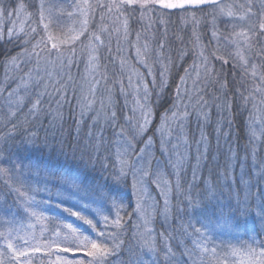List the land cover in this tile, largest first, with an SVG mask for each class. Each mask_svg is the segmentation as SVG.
Segmentation results:
<instances>
[{"label": "snow or ice", "instance_id": "6c2138e0", "mask_svg": "<svg viewBox=\"0 0 264 264\" xmlns=\"http://www.w3.org/2000/svg\"><path fill=\"white\" fill-rule=\"evenodd\" d=\"M97 11L99 22L92 27ZM176 12L182 24L192 25L187 42L182 35L175 36L182 45L177 50L178 58L183 60L190 51L193 59L179 74L173 103L161 114L156 128L159 151L167 157L161 167L155 155V138L145 136L153 122V96L159 99L169 86L173 68L181 66L172 56L168 31L169 19ZM64 17L70 23H64ZM134 19L141 29L132 39ZM204 24L211 33L207 44L200 31ZM5 35L8 42H17L19 51L6 58L4 82L0 83V121L5 127L11 126L9 133L0 135V205L12 197L15 206V210L0 214V264H36L37 259L39 264H113L112 257L124 244L125 216L132 215L137 218L133 225L137 244L128 249L127 264H264V239L249 237L237 246L223 241L217 244L211 236L215 230H235L229 219L231 212L246 216L255 210L264 231V195L252 191L264 184V157L259 155L260 146H264V0H71L66 6H54L50 0H33L32 4L18 0L14 7L0 0V40ZM81 60L85 63L84 83L77 91L72 67ZM104 60H109L114 69L111 83ZM216 61L222 65L231 62L234 71L239 69L241 86L232 90L231 96L229 81L221 77ZM23 65L28 66L27 71ZM116 86L124 99L123 123L114 99ZM209 86L216 93L211 100L203 94ZM234 99L245 108L251 103L249 142L240 167L243 169V161L251 158L252 171L236 190V207L220 209L214 228L204 223L197 227L190 219L179 229L181 238L173 232L156 234L151 224L158 202L150 186L155 185L163 197L159 214L167 221L171 212L169 194L173 191L170 177H174L175 191L184 194L183 175L191 167L192 181L185 195L187 210L199 206L198 201L193 202L191 189L199 179L202 163L208 160L210 140L203 124L210 119L211 105L221 113H230ZM72 100L79 109L77 132L86 118L91 121L88 137L93 171L106 143L103 131L106 127L113 129V170L108 172V164L103 163L99 172L116 188L128 187L130 177L135 201L132 212L107 182H90L79 175L26 165L13 159L12 152L3 146L13 141L21 123L27 125L43 117H50V123L63 121V107ZM21 115L23 121L18 120ZM193 115L201 127L195 142V163L188 141ZM227 123L230 127L231 120ZM96 128L99 130L94 134ZM216 132L218 136L229 135L219 121ZM217 144L219 151V140ZM227 152L218 171L224 181L233 176L237 162L231 144ZM215 190L214 184L206 182L208 199ZM253 199L257 201L255 209L250 203ZM46 222L54 223V230L46 227ZM37 225H41L39 235ZM184 237L191 238V246ZM174 239L179 240L182 252L177 253ZM68 253H83L86 258L76 259Z\"/></svg>", "mask_w": 264, "mask_h": 264}, {"label": "trees", "instance_id": "16d2710c", "mask_svg": "<svg viewBox=\"0 0 264 264\" xmlns=\"http://www.w3.org/2000/svg\"><path fill=\"white\" fill-rule=\"evenodd\" d=\"M52 1L62 4L61 0ZM173 14L179 15L178 12ZM133 23L134 22L132 20L131 26ZM171 36L172 34L169 33L170 38ZM203 38L204 43L207 44L210 38H208L205 34L203 35ZM177 45L178 44H176L175 41H171L172 56L174 59H177V62L181 66L179 68H173L169 86L158 100L152 101L154 109L152 122L153 126L159 122L161 114L164 113V111L173 103L175 85L178 82L179 74H182L183 68L187 67L190 60V51L183 60H179L177 50L180 47H177ZM1 55L2 51L0 50V58ZM215 67L221 73V77H226L229 81V95L231 96L232 90L241 86L239 69L234 71L231 63L222 65L219 61L215 62ZM203 94L211 100L212 96L216 93L215 90L209 86L208 91ZM53 102L55 103V101ZM250 106L251 103H249L247 108H245L242 106V102L239 99H234L231 111L230 113L227 112L229 114L227 115L226 113H221L214 105H211V109L209 110L210 119L206 124H203V131L210 140L208 160L202 163V167L197 173L199 179L194 182V186L191 189L193 202L195 204L198 201L199 206L193 207L191 211L187 210L188 202L185 199V195L188 191L189 182L192 181V169L189 167L182 179L184 194H179L175 191L174 177H170L173 180V203L172 206H170L171 212L168 220L165 221L158 211L156 214L157 218L154 221L156 234H159L160 232H173L176 237L181 238V231H179V229H181L182 223H187L191 219L197 227H199L202 223L212 227L209 222L218 216L220 209L227 210L228 208L236 207V190L241 187V179L246 178L247 174H250L252 171L251 158L243 161L246 165L243 169L240 167V158L245 155L249 142L247 125ZM73 109H75V113L73 112ZM26 110L27 109H25V111ZM63 113V121L57 120L54 123H50V117H43L41 119L31 121L27 125L21 123L13 134V141L8 145L3 146L7 147L9 151L12 152L13 159L18 162H23L26 165H39L48 169H54L58 172L79 175L81 178L90 182H107L117 193V198L121 200L125 206H127V211L132 212L134 202L131 200V194L128 190L129 187L121 185L116 188L111 185L110 180L106 181L105 177L99 172L101 164L103 163L108 164V172H111L113 170L112 165L114 164L113 158L109 156L102 147L99 153L100 159L95 162L96 171H93V161L91 159L93 150L89 147V138L87 139L86 135H83L82 137L78 136V133L85 127L86 123L83 124L79 132H77V125L75 122L77 108L73 103L70 105L65 104L63 107ZM228 119L231 120L230 127L227 123ZM18 120L23 121V116L21 115L18 117ZM218 121L220 122V126L223 130L229 133L227 137L222 134L218 136L216 132ZM16 122L17 121H13V123ZM191 124H193L192 121H190V125ZM25 128H27V131H25ZM10 131L11 126L9 125L5 127L3 121H0V135H5ZM189 131L190 135L194 136L193 138L199 139L200 135L198 133H195L194 135V133H192L193 129L191 126H189ZM30 133H35V135L30 136ZM93 133L95 134V132ZM30 140H34L35 143H30ZM218 140L219 151H217ZM229 144H231L233 151L237 154V162L233 170V176L229 180L224 181L218 176V171L220 166L223 165L225 161V156L229 154L227 152ZM192 154V162H194V157L196 155L195 151ZM259 155L264 157V146H260ZM213 156H216L217 159L213 160ZM171 171L172 170H170V172ZM206 182L216 186L215 194L212 199L207 198V193L205 191ZM252 191L258 195H264V184L253 187ZM241 196H243L242 191ZM250 203L253 206V209L257 207V201L255 199H253ZM8 205H13V207L9 208ZM181 208L186 209V211L181 212ZM13 210H15L13 198L8 197L6 199V203L0 205V214L9 213ZM49 215H51V213H49ZM111 215L113 218L114 212ZM134 217L135 215H132L131 217L125 216V231L121 237L124 240V244L122 246V250L117 255L112 257L113 264H127L128 249L134 248L137 244L135 243L136 241L133 239V236H130L132 230L130 229V226L134 224ZM229 219L232 220L235 229L231 232V234H220L216 230L211 232V236L217 244L223 241L226 244L231 243L240 246V242L248 240L249 237H255L257 240L264 239V231L261 230V220L259 216L255 214V210L250 211L246 216H241L238 212H231L229 213ZM25 223H27V221H25ZM45 226L52 230L55 228V224L52 222H46ZM40 227L41 225L36 226L37 235H39ZM189 231L191 232L192 229L189 228ZM184 240L187 245L191 246L190 238L184 237ZM172 244L177 253L183 251L182 247L179 246L178 239H174ZM208 246L211 247L212 245L209 244ZM67 255L76 259L86 258L83 253H68ZM36 264H39L38 259L36 260Z\"/></svg>", "mask_w": 264, "mask_h": 264}, {"label": "rangeland", "instance_id": "374dc122", "mask_svg": "<svg viewBox=\"0 0 264 264\" xmlns=\"http://www.w3.org/2000/svg\"><path fill=\"white\" fill-rule=\"evenodd\" d=\"M6 1H7L6 2V6H11V7H14L17 4V2H18V0H6ZM25 2L28 3V4H32L33 0H25ZM50 2L54 6H66L67 4L71 3V0H61L62 4L55 3L52 0H50ZM31 10L32 9L29 8V11H31ZM13 19H15V17ZM62 19H63L64 23H66V24L70 23V21H68L66 17H64ZM98 22H99V11H97L96 21H95V23H93L92 27H95L96 23H98ZM133 22L134 23L131 26L132 27L131 28L132 29V39H135V32L137 30L141 29V25L135 19L133 20ZM5 25L6 26H10V25L7 24V21H5ZM221 29H223V24H221ZM168 31H169V33L172 34L170 40L171 41H175V43L178 44L177 47H182V45L178 41L175 40V36L177 34L182 35L184 37V39H185V42H187V40L191 36L192 25L190 23L187 24V25L182 24L181 21H180V14L179 15L172 14L170 19H169V23H168ZM200 31L203 32L205 35H207L208 38H210L211 33L209 31V26L207 24L202 25ZM5 33H6V27H5ZM190 47L191 46L189 45V48ZM113 48H115V41H113ZM0 50L2 51V55H1V58H0V68H1L0 69V83H3L4 82V77H5V61H6V58H8V57H10L12 55H15L19 51V46H18L17 42L14 41V40L11 41V42H8L7 41V36L5 35V39L4 40H0ZM190 54H191V52H190ZM192 59H193V57H192V55H190L191 62L189 60L188 65H190L192 63ZM102 63L108 65L109 83H111L112 75H113V72H114L113 66H112V64L110 63L109 60H104V61H102ZM229 63H231V62H229ZM22 67L24 68V71L28 70V66L23 65ZM84 68H85V63H84L83 60H81V62L78 65L74 64L73 67H72V75L74 76L75 80L78 82L77 91H79V84L84 83V81L82 79V77L84 75ZM17 75H19V74H17ZM101 83L103 85V82H101ZM9 86H12V85H9ZM69 93L71 95V88L69 89ZM114 99H115L116 104H117V110L120 113V123H123L124 121H123V110L122 109H123L124 99H123V97H121L119 95V86H116L115 93H114ZM153 100H158V99L155 96H153L152 101ZM71 103L75 104V107H76L75 100H72ZM54 105H55V103L53 102V106ZM210 109H211V106H210ZM250 109H251V106L249 107V110ZM78 111H79V109L77 108V114H78ZM223 113H226L227 115H229L227 112H223ZM221 115H223V114H221ZM190 121H192V123H193V124L190 125L192 127V129H193L192 133H194V135H195V133H198L200 135V132H201L200 122L197 121V119H196V117L194 115L192 116ZM90 122H91L90 118H86V122H85L86 125H85L84 128H82L83 124L80 126V128H82V129L78 133V136L82 137L83 135H86L87 139L89 138L88 137V131H89L88 125H89ZM159 123H160V120L154 126L152 124L150 125L149 130H148V132H147V134L145 136V139H147L148 136H153L155 138V144H156L155 155L157 157H159L158 163L160 164V166L164 167L166 165V163H167V157L164 156L159 151V139H160V137H159V134L156 132V128L159 125ZM247 129H248V125H247ZM98 130H99L98 128L93 129V132L96 133ZM103 136H104V138L106 140V143L104 144L103 148L106 151V153L113 158V161L115 163V155L114 154H115L116 148H115V145L113 144V141L115 139V136L113 134V129L110 128V127H106L104 129V131H103ZM193 137L194 136L190 135V131L188 129V141L191 144L192 153L195 151V147H196V143L195 142H196V140H198V139H195ZM192 153H191V155H193ZM193 163H195V159H194ZM170 170H171V168H168V172H170ZM128 187H129L128 190H129V192L131 194L130 177H129V186ZM149 191L151 192V195H152L153 199L158 202V207H157V212H156V214H157L158 211L160 212L163 209V204H164L163 197L161 196L159 190L156 188L155 185H151ZM131 200H132V202H134L133 204H134V207H135V201H134V199L132 197H131ZM172 203H173V200H172V192H171L169 194V208H171L170 206H172ZM156 214L154 215L153 222L151 224V227L153 229H154V221L157 218ZM161 217L164 219V217L162 215H161ZM113 218H115L114 215H113ZM219 219H220V211L218 213V216L216 218H213L212 221L209 222V223H211V226L214 227L215 223L218 222ZM136 222H137V218L135 216L134 217V224ZM231 222H232V220H231ZM133 225L130 226V229H132L131 230V235H130L131 237L133 236V233L136 231V229L133 227ZM154 231H155V229H154ZM216 231L218 233H220V234L226 233V232H222V231H219V230H216ZM226 234H228V233H226ZM230 234H231V232H230ZM190 241H191V238H190ZM135 243H137V242H135Z\"/></svg>", "mask_w": 264, "mask_h": 264}]
</instances>
